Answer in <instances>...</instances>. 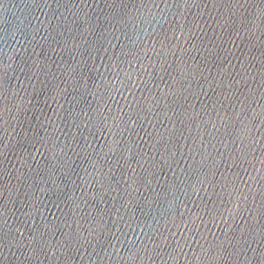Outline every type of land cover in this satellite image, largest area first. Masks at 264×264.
<instances>
[{
    "label": "water",
    "instance_id": "1",
    "mask_svg": "<svg viewBox=\"0 0 264 264\" xmlns=\"http://www.w3.org/2000/svg\"><path fill=\"white\" fill-rule=\"evenodd\" d=\"M0 264H264V0H0Z\"/></svg>",
    "mask_w": 264,
    "mask_h": 264
}]
</instances>
